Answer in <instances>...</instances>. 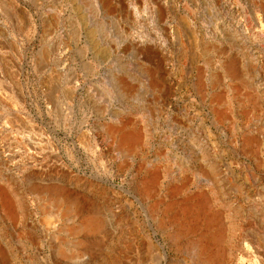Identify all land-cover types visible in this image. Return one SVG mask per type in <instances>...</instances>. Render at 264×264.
<instances>
[{
  "label": "rangeland",
  "instance_id": "obj_1",
  "mask_svg": "<svg viewBox=\"0 0 264 264\" xmlns=\"http://www.w3.org/2000/svg\"><path fill=\"white\" fill-rule=\"evenodd\" d=\"M263 12L0 0V264H264Z\"/></svg>",
  "mask_w": 264,
  "mask_h": 264
},
{
  "label": "bare ground",
  "instance_id": "obj_2",
  "mask_svg": "<svg viewBox=\"0 0 264 264\" xmlns=\"http://www.w3.org/2000/svg\"><path fill=\"white\" fill-rule=\"evenodd\" d=\"M263 17H264V12H263ZM130 131V130H129ZM126 134V133H125ZM129 138V136L128 135H124V136H122V138H121V141H124V140H126V139H128ZM185 211V210H184ZM84 224V223H83ZM94 226H95V224H94ZM90 229L91 230V228H93V225L91 224V223H86V224H84V225H82V230L83 229Z\"/></svg>",
  "mask_w": 264,
  "mask_h": 264
}]
</instances>
